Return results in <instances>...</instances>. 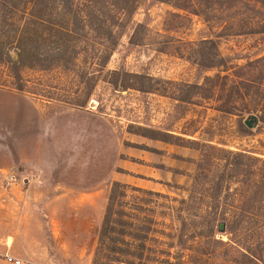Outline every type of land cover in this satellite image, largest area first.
<instances>
[{
    "label": "rangeland",
    "instance_id": "obj_1",
    "mask_svg": "<svg viewBox=\"0 0 264 264\" xmlns=\"http://www.w3.org/2000/svg\"><path fill=\"white\" fill-rule=\"evenodd\" d=\"M262 19V0H139L85 107L62 100L82 96L91 80L78 74L95 70L91 59L73 74L24 67L21 89L0 65V264H10L6 253L22 264H90L115 180L160 192L124 198L144 200L150 264H264V33L250 32ZM210 38L224 62L201 69L198 44ZM116 69L147 75L153 88L114 89L104 76ZM249 114L243 134L238 115ZM129 125L196 143L147 140Z\"/></svg>",
    "mask_w": 264,
    "mask_h": 264
},
{
    "label": "trees",
    "instance_id": "obj_2",
    "mask_svg": "<svg viewBox=\"0 0 264 264\" xmlns=\"http://www.w3.org/2000/svg\"><path fill=\"white\" fill-rule=\"evenodd\" d=\"M139 0H0V65H5L17 89H21V69L38 67L52 69L62 66L74 73L78 62L91 59L95 70H82L78 76L91 80L83 88L82 96L62 101L75 107H85L95 86L97 74H101L118 43V26L127 14L132 13ZM164 1V0H159ZM215 0H211L214 3ZM264 2V0H262ZM262 14V12L257 11ZM252 33H264V19ZM133 34L130 37L132 42ZM200 58L196 64L201 69L217 67L224 62L214 49L216 40L203 39L198 44ZM264 58V56H262ZM104 80L116 90L135 89L148 92L152 84H147V75L126 70H107ZM217 77L229 78V75ZM207 81L213 78L206 77ZM193 87H200L194 84ZM255 116L249 114L244 123L238 115L237 127L243 133H250L245 121ZM129 125L128 132L149 139L180 146L194 147L193 143L169 133H150L141 127ZM263 166H264V160ZM264 168V167H263ZM262 178H264V170ZM151 194L160 192L142 187L112 181L109 186L104 213L100 221L96 243L90 264H150L155 256L147 252L148 233L142 216L143 198L134 196L132 205L126 202V190ZM131 205V207L129 206ZM169 255V251H165ZM162 262L171 263L168 258Z\"/></svg>",
    "mask_w": 264,
    "mask_h": 264
},
{
    "label": "crops",
    "instance_id": "obj_3",
    "mask_svg": "<svg viewBox=\"0 0 264 264\" xmlns=\"http://www.w3.org/2000/svg\"><path fill=\"white\" fill-rule=\"evenodd\" d=\"M145 138V137H144ZM145 139H147V140H151V139H149V138H145ZM159 142H161V141H159ZM163 143H165V142H163ZM165 144H167V145H174V144H170V143H165ZM146 146V145H145ZM139 150H141V151H148L149 149L148 148H145V149H139ZM149 152V151H148ZM151 152V151H150ZM154 159V158H153ZM156 160V159H155ZM157 161V160H156ZM121 164L120 165H122L123 167H125V168H127V169H129V170H131V171H134V169L132 168V164H131V162H129V161H126V160H123V161H121L120 162ZM51 165V164H50ZM130 165V166H129ZM132 165V166H131ZM42 170V172H43V170L47 173V171H46V167H44V165H40L39 166ZM148 168H151V170H153L154 172H152V174H151V177H154V178H156V179H158L159 177L157 176L159 173H161L160 172V169L158 168V166H155V165H144V167H143V169H145V170H141L142 172L141 173H143V174H146V175H150V174H148L146 171H147V169ZM47 174H51V172H48ZM63 180L62 179H57L56 180V182H62ZM70 185H71V183H69ZM77 185H72V187H76ZM150 190H152V189H150ZM152 191H156V192H159V191H157V190H152ZM84 199H90V197H85ZM84 200H82V202H80V203H84L83 202ZM12 237V239H16L18 236H16L15 234H13V236H11ZM6 254H8V253H6ZM17 257V256H16ZM17 258H20V257H17ZM21 260H23L22 258H20ZM5 260V259H4Z\"/></svg>",
    "mask_w": 264,
    "mask_h": 264
},
{
    "label": "built area",
    "instance_id": "obj_4",
    "mask_svg": "<svg viewBox=\"0 0 264 264\" xmlns=\"http://www.w3.org/2000/svg\"><path fill=\"white\" fill-rule=\"evenodd\" d=\"M5 261L10 263V264H22L23 263V260L15 257L11 254H5Z\"/></svg>",
    "mask_w": 264,
    "mask_h": 264
},
{
    "label": "water",
    "instance_id": "obj_5",
    "mask_svg": "<svg viewBox=\"0 0 264 264\" xmlns=\"http://www.w3.org/2000/svg\"><path fill=\"white\" fill-rule=\"evenodd\" d=\"M245 123H246V125H247L248 127H251V126H252V124H251V120H246ZM219 230H220V231H223V230H224V224H223V223H220Z\"/></svg>",
    "mask_w": 264,
    "mask_h": 264
}]
</instances>
